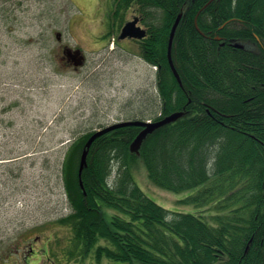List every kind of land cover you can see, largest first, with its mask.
Instances as JSON below:
<instances>
[{"label": "trees", "instance_id": "obj_1", "mask_svg": "<svg viewBox=\"0 0 264 264\" xmlns=\"http://www.w3.org/2000/svg\"><path fill=\"white\" fill-rule=\"evenodd\" d=\"M134 13L147 36L141 57L158 68L156 116L183 112L129 150L141 128L96 138L79 183L88 132L66 149L62 180L71 212L70 260L119 264H264V0H114L111 27ZM182 18L167 59L170 29ZM234 44L236 46H234ZM141 162L157 187L195 211L174 213L134 183ZM80 184L82 187H80ZM103 240L104 245H98Z\"/></svg>", "mask_w": 264, "mask_h": 264}, {"label": "rangeland", "instance_id": "obj_2", "mask_svg": "<svg viewBox=\"0 0 264 264\" xmlns=\"http://www.w3.org/2000/svg\"><path fill=\"white\" fill-rule=\"evenodd\" d=\"M45 1L21 3L18 30L10 33L5 21L0 31V110L7 108L0 111V264L8 258L43 264L47 253L38 248L66 243V230L56 221L70 211L61 169L73 140L116 122L151 118L160 108L155 70L142 59L139 45L117 41L111 49L103 42L111 30L112 0ZM133 16L130 9L125 19ZM61 44L82 48L85 65L66 67ZM132 177L164 209L195 211L185 201L196 189H161L141 162ZM28 245L43 259L27 263L25 256H33ZM76 264L119 263L88 257Z\"/></svg>", "mask_w": 264, "mask_h": 264}, {"label": "water", "instance_id": "obj_3", "mask_svg": "<svg viewBox=\"0 0 264 264\" xmlns=\"http://www.w3.org/2000/svg\"><path fill=\"white\" fill-rule=\"evenodd\" d=\"M181 17H182V14L180 13L177 16L176 20L174 21V23L171 27V31H170V35H169V39H168V46H167L169 64H170V66H171V68H172L177 79H178V75H177V73L173 67V64L171 61L170 51H171V46H172L174 34H175L176 28H177V26L181 20ZM136 24H137V19H134L133 21L126 23L123 26V28L121 29V33H120L119 38L124 39L126 37H129V38H135V39H142L145 36V32L140 27L136 26ZM57 39H59V35H57ZM70 58H71L73 65L75 67L81 66L83 64V56L80 54L79 50H77L73 55H71ZM180 115H181V113H175V114H172L168 117H165L161 121L150 123V124L144 123V122H139V121L122 122V123L115 124V125H112V126H109V127H106V128H103L101 130L96 131L93 135H91V137L85 143V146H84L83 152L81 154V158H80V164H79V169H78L79 172H81L83 170V168L86 167V158H87L88 151H89L93 141L96 138L100 137L101 135H104V134L111 132L112 130L120 128V127H126V126H132V125L140 126L143 128V130L140 131V133L136 136V138L130 144V152L138 153L139 148H140L143 140L145 139V137L148 134H151L155 129H157V128L165 125V124L172 123Z\"/></svg>", "mask_w": 264, "mask_h": 264}, {"label": "flooded vegetation", "instance_id": "obj_4", "mask_svg": "<svg viewBox=\"0 0 264 264\" xmlns=\"http://www.w3.org/2000/svg\"><path fill=\"white\" fill-rule=\"evenodd\" d=\"M46 2L47 1L45 0H0V31L2 29L3 31H5V24H4L5 21L10 23V27H9V31H11L10 33H14V31L18 30L21 3H46ZM66 47L67 46L65 44L63 45L61 44L60 46V53H61L60 60L63 62L65 66H70L72 64L70 60H68V58L66 57L67 54H65V52H67L65 49ZM64 49H65V52H63ZM0 111L4 113L5 109L0 110ZM27 248H29V253H32L33 255V256L31 255L25 256L27 263H30V261L32 262L35 257H38L40 261L41 258L43 259L42 256H39L40 253L46 252L47 262H43V264H76V262L74 261H68L67 257L64 256L62 250L58 251L59 249L54 248L51 250V252L53 253L52 254L50 252V247L48 246V244L41 246L40 248H38V250H36V251H41L40 253H38V256H35L37 253L35 249H33L32 245H28ZM5 264H18V262L16 261L14 262L13 258L11 259L8 258Z\"/></svg>", "mask_w": 264, "mask_h": 264}, {"label": "bare ground", "instance_id": "obj_5", "mask_svg": "<svg viewBox=\"0 0 264 264\" xmlns=\"http://www.w3.org/2000/svg\"><path fill=\"white\" fill-rule=\"evenodd\" d=\"M234 46H236L235 44H234ZM172 69V68H171ZM172 72H173V70H172ZM177 73V72H176ZM173 75H174V77L176 78V76H175V74H174V72H173ZM178 75V74H177ZM176 80H177V82H178V84L179 85H181V82H180V78H179V76H178V79L176 78ZM93 135V134H92ZM91 137V136H90ZM89 137V138H90ZM88 138V139H89ZM87 142V141H86ZM84 149V148H83ZM129 150H130V147H129ZM82 152H83V150H82ZM81 152V153H82ZM81 173H82V171L81 172H79V170H78V179H79V183H81V180H80V176H81ZM80 187H82L81 185H80Z\"/></svg>", "mask_w": 264, "mask_h": 264}]
</instances>
